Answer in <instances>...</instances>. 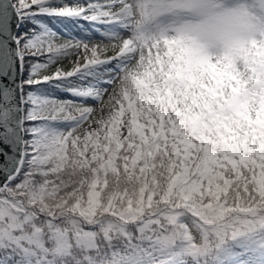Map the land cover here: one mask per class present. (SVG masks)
<instances>
[{
    "label": "snow or ice",
    "instance_id": "obj_1",
    "mask_svg": "<svg viewBox=\"0 0 264 264\" xmlns=\"http://www.w3.org/2000/svg\"><path fill=\"white\" fill-rule=\"evenodd\" d=\"M0 264H264V0H0Z\"/></svg>",
    "mask_w": 264,
    "mask_h": 264
}]
</instances>
